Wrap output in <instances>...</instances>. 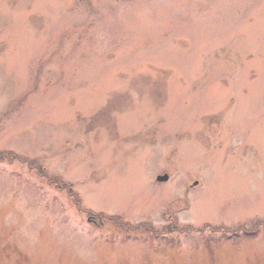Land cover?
Here are the masks:
<instances>
[{"label":"rangeland","instance_id":"1","mask_svg":"<svg viewBox=\"0 0 264 264\" xmlns=\"http://www.w3.org/2000/svg\"><path fill=\"white\" fill-rule=\"evenodd\" d=\"M0 151V264H264V0H0Z\"/></svg>","mask_w":264,"mask_h":264},{"label":"trees","instance_id":"2","mask_svg":"<svg viewBox=\"0 0 264 264\" xmlns=\"http://www.w3.org/2000/svg\"><path fill=\"white\" fill-rule=\"evenodd\" d=\"M23 158V157H22ZM15 159L17 160H20L21 159V156L19 155V154H17V153H14L13 151H0V161H7V162H13V161H15ZM23 159H25V160H27V162H29L28 164H30L29 166L30 167H32V162H34V161H32V162H30L28 159H26V158H23ZM36 162V161H35ZM38 168H36L37 170H40V168H42V167H40V166H37ZM44 170V169H43ZM42 174H44L45 176H46V173H44L43 171H42ZM52 178H53V180H56V181H59V185H60V187L61 188H66V191L68 192V196H73V197H71V199H72V201H73V203L75 204V205H77L78 203H81V200H80V197H79V195L76 193V191L73 193L72 192V189H71V187H70V184H66V183H63V182H61V180H59V177H55V176H52ZM55 181V182H56ZM52 182V181H51ZM98 215H100L101 216V214H98ZM111 220H114L115 222H117L119 225H123V226H125V227H127L128 225H130L129 223H127V222H124V221H121L119 218H117V217H111ZM139 226H142L144 229L145 228H147V227H145V226H147L146 224H144V223H140L139 225H138V227ZM164 229V228H163ZM165 229H166V232L168 233V234H170V235H172L171 233H174V232H178V233H180V230L179 229H177L176 230V228H175V226H172V225H166L165 226ZM203 231V229H200L199 230V232H202ZM213 231H217V230H211L210 232H213ZM235 232H232V235L234 234Z\"/></svg>","mask_w":264,"mask_h":264},{"label":"water","instance_id":"3","mask_svg":"<svg viewBox=\"0 0 264 264\" xmlns=\"http://www.w3.org/2000/svg\"><path fill=\"white\" fill-rule=\"evenodd\" d=\"M166 179H167V175H162V176L157 177V180H159V181H164Z\"/></svg>","mask_w":264,"mask_h":264}]
</instances>
